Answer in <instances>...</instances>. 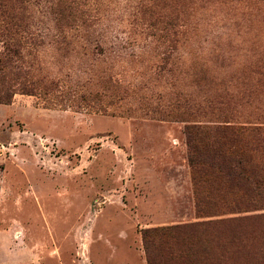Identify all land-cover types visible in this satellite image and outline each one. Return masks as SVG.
<instances>
[{"label": "rangeland", "instance_id": "374dc122", "mask_svg": "<svg viewBox=\"0 0 264 264\" xmlns=\"http://www.w3.org/2000/svg\"><path fill=\"white\" fill-rule=\"evenodd\" d=\"M20 1L42 37L3 75L0 264H147L143 230L206 220L185 127L264 119V0Z\"/></svg>", "mask_w": 264, "mask_h": 264}, {"label": "trees", "instance_id": "16d2710c", "mask_svg": "<svg viewBox=\"0 0 264 264\" xmlns=\"http://www.w3.org/2000/svg\"><path fill=\"white\" fill-rule=\"evenodd\" d=\"M13 1L17 0L0 3V17L6 20L0 24V38L5 39L0 53L1 104H8L13 93L4 85L3 76L10 58L21 60V49L36 46L42 37L33 31L31 22L16 17L19 9ZM20 2L23 10L31 0ZM16 37L20 40L15 41ZM221 118L191 123L184 129L196 215L206 220L143 230L147 264H236L240 257L226 256L233 248H252L264 264V119L238 122L219 113ZM256 212L262 213L252 214ZM226 214L245 216L221 218Z\"/></svg>", "mask_w": 264, "mask_h": 264}]
</instances>
